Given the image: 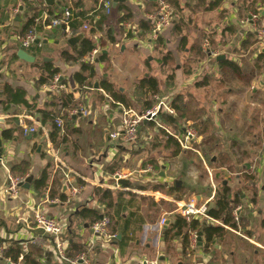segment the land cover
<instances>
[{"label":"crops","instance_id":"obj_1","mask_svg":"<svg viewBox=\"0 0 264 264\" xmlns=\"http://www.w3.org/2000/svg\"><path fill=\"white\" fill-rule=\"evenodd\" d=\"M103 1L66 0V3L71 6L80 3L85 12L92 13ZM197 1L177 0L179 11L173 9L176 14L173 24L162 30L156 40L141 28L143 23H150L148 17L156 11L154 0H125L115 7L111 1V12L105 15L101 31L91 33L80 28L77 32L89 38L107 56L103 62L98 58L94 60L95 74L88 80L89 86L81 87L74 81V75L81 72L80 64L62 58L63 51H71L72 46L67 41L74 36L44 27L40 33L35 32L40 42L24 49L21 39L33 11L23 0H0V91L5 86L22 90L25 100L33 107L32 112L23 105H10L7 111L0 108L3 145L0 263L14 264L2 257L14 242L22 246L24 254L30 251L28 242L40 235L33 220L35 208L40 207L44 214L58 221L65 244H78L94 264H147L150 261L158 264H264V57L259 56L264 54V47L255 31L264 27V0H221L212 10L195 8ZM244 2L258 9L255 22L250 20V13L245 16L240 10ZM122 6L131 13V18L123 24L120 20L125 12L119 9ZM179 19L182 32L174 34L173 26ZM106 30L111 31L117 41L115 44L108 42ZM128 32L130 38H126ZM160 38L161 43H158ZM206 38L215 56L203 54L202 44ZM19 50L26 51L34 62L19 60ZM167 54L170 57L165 60ZM221 56L223 58L218 60ZM225 62L238 68L239 77ZM47 63L59 70V80L65 82L63 92L72 94L74 105L86 111V115L63 119L56 144L49 137L51 125L42 124L36 112L51 111L52 95H56L50 90V84H38L42 67ZM147 77L155 78L159 86L152 104L162 101L170 105L179 98L181 105L187 108L189 119L179 118L175 126L162 123L158 117L154 121L158 126L142 122L135 144L126 143L121 135L111 138L114 133L121 134L125 111L143 113L147 110L145 104L150 98L137 87L139 81ZM104 80L126 104H120L104 91L101 87ZM5 100L6 96L0 98V101ZM171 109L173 113L169 115L176 117L175 110ZM24 126L35 131L25 134ZM187 127L198 134L201 127L205 128L217 138V151L208 162L203 157L204 152H198L201 147L195 146L194 153L180 148L177 156H172L165 147L162 131L178 136ZM7 130L16 132L13 139L2 138V132ZM203 139L199 137L200 144ZM181 155H190L194 161H199L201 180L207 178L204 184L208 186L211 180L209 188L201 189L200 193L195 190L192 178L195 162L180 159ZM22 162L28 163V176L33 181L50 165L48 186L43 192L34 191L32 181L29 190L20 189L16 196L5 193L10 168ZM148 167L151 172L147 171ZM65 168L71 172L78 189L73 196L60 178ZM118 171L130 174L127 179H121L127 180L128 186L116 187L112 175ZM178 175H186L185 180L177 178ZM56 179H60L61 189L54 185ZM217 179L227 185L232 194L240 195L241 218L244 231L249 234L239 231L241 236H238L225 230L222 239L206 247L200 230L201 245L198 238L192 244L191 233L185 250L183 236L165 238L164 231L174 216L179 215V207L190 202L209 207L213 204L214 198H210L215 183L219 185ZM173 185L183 190L178 192L172 189ZM154 187L159 188L154 190ZM53 189L57 196L50 200ZM107 190L112 194L110 207H106L101 195ZM61 193L67 196L64 202L58 197ZM82 209L97 211L101 217L111 215L114 223L118 221L122 226L124 221L128 227L124 234H117L120 235L117 241L106 243L93 234L90 221L79 216ZM117 218L119 220H115ZM195 220L213 225L204 219ZM38 247L49 253L53 264H57L51 240ZM22 259L21 255L17 264H22Z\"/></svg>","mask_w":264,"mask_h":264},{"label":"trees","instance_id":"obj_2","mask_svg":"<svg viewBox=\"0 0 264 264\" xmlns=\"http://www.w3.org/2000/svg\"><path fill=\"white\" fill-rule=\"evenodd\" d=\"M26 4V6L33 11V14L31 18L27 21L23 37L28 31H34L36 33H40L44 27H46L50 21V19L53 18H61L63 11L66 9L70 12V19L68 23V28L70 29V32L73 36L77 35L78 30L82 28V26L87 23L90 26V32L95 33L96 31H101L102 26L104 24V21H106V16L102 11V8L99 7V9L92 13H87L82 9V6L80 3H75L74 5H68L66 3V0H58L57 4L55 5V9L48 8L44 5L43 0H23ZM173 9L179 11V6L177 0H166ZM221 4V0H198L195 4V8L197 9H203V10H212L217 8ZM121 12H125V15L121 18L120 22L123 24V22H126L128 19L131 18V13L126 7H120L119 8ZM241 11L245 12V16L250 13V15H258L259 11L256 9L253 5L248 3H243V5L240 8ZM240 13V11H239ZM43 14H46L48 18L42 22L41 17ZM175 14V13H174ZM176 15V14H175ZM174 15V16H175ZM178 22V23H177ZM181 19L179 21H176V24L173 26V32L174 34H180L182 32L181 29ZM141 28L145 31H151L152 25L149 23H143ZM60 31L63 32L64 28H59ZM108 42L111 44H115L117 41L112 36V33L110 30H106ZM126 38L131 37V33L128 32ZM206 40H208L206 38ZM158 43H161V38L158 39ZM98 48L93 44V42L89 38H82L78 45L75 47L70 48L71 51H63L62 52V58L71 63H78L81 66V72H78L74 75V81L78 83L81 87L89 86L88 80L93 78L95 71L93 63L90 64L86 61H84V58L87 57L90 53H92L94 50H97ZM100 51V50H99ZM204 55H207L206 53H203ZM259 56L262 58L264 57V54L260 53ZM170 55L167 54L165 57V60L169 58ZM98 58V59H97ZM97 60L99 62H103L107 59V56L103 54L101 51L99 52L97 56ZM225 66L232 70L234 74H236L238 77L240 75L239 70L236 66L229 62H225ZM43 73L41 77L38 80V84L40 85H47L51 84L52 80L55 76L59 75V70L55 68L52 64L47 63L43 65ZM60 85H65L64 81H59ZM101 87L104 89L105 92L112 94L113 97H115V100H118L120 104H126L125 99L120 96L116 95L114 93L113 87L111 84L108 83L107 80H104L101 83ZM137 87L143 92V94L149 96L150 100L145 104V109L148 111L151 109L154 104H152V98L157 94L158 92V82L155 78L147 77L139 81ZM52 95V94H51ZM2 96H6L5 101H0V108L2 111H7L10 105H23L28 109L29 112L33 111V107L27 103L25 100V92L22 90H14L11 89L8 86L3 87V89L0 91V98ZM52 102L50 103L51 111H43V110H37L36 112L40 114L42 118V124H46L48 122L51 125L49 137L53 144H56V139L58 136V133L61 131L59 128L56 127L54 121L56 118L61 117L62 120L66 119L68 117V112H70L72 109L77 108L74 105L73 95L67 94L63 91L57 93L56 95H52ZM182 102L179 100V98H176L175 101H173L170 105L168 104L169 108H173L176 112V117H173L172 115L160 113L157 117L160 118L162 123L170 124L175 126L178 119H184L188 120L189 117L187 108H185L183 105H181ZM172 110V109H171ZM158 126L154 122H151V126ZM199 135L202 136L204 139L202 140L201 144L199 145V148L201 147V151L204 152V154H215L214 152L217 151L215 148V144L217 142V138L209 134V132L202 127L200 129ZM14 133H16L14 130H7L2 132V138L4 140H10L14 138ZM163 139L166 140L165 147L169 148L171 151L172 156H177L180 154L181 149L178 145V143L169 135L166 134L165 131H162ZM198 147V145L196 146ZM195 147V148H196ZM204 150V151H203ZM211 157V156H210ZM50 165H48L40 174V176L35 179L32 183L33 189L36 192H43L47 186L48 181L50 178ZM28 169L29 165L27 162H22L17 165H13L10 168V175L13 177H22L27 178L28 176ZM61 173V172H60ZM62 180V175H61ZM218 180V179H217ZM60 179H56L54 181V185H59V189L62 188V184L60 182ZM219 183V189L216 192V195L213 200V204L209 207L208 210V216L219 222V225H203L201 222L193 219L187 221L185 218L175 215L173 218L172 223L166 228L164 231V237L167 238L169 236L171 237H181L183 236V248L188 247L190 241L189 236L192 233L198 234V232L201 230L205 237V243L206 247H209L211 244L215 242V240H220L223 238L225 232L224 227H228L231 230L234 231H241L245 235L249 234L246 233L245 227L243 225V219L239 218V222L237 223L233 216L232 211L233 209L241 205L240 202V195L237 193L232 194L230 188L227 185H224L222 181L218 180ZM78 184L81 185L80 182ZM177 185V184H176ZM54 186V188H55ZM159 187H154V190H158ZM172 189L180 192L183 190V187H176L175 185L172 186ZM102 199H104L106 207H110V200L112 199V194L110 191H102L101 192ZM57 196L56 191L53 189L50 191L49 199L53 200ZM61 202L66 201L67 196L63 193L58 195ZM243 209V207H242ZM79 216L83 219L89 220L91 225H93L95 222L99 221L101 219V215L97 211L89 210V209H82L79 212ZM103 216H107L110 219V224L113 223V226H110V232L112 234L116 235V239L114 241H117V234L118 233H125V230L128 227V223L123 221V225H118L114 223V218L111 215L105 214ZM115 220H119L118 218ZM130 220V219H129ZM128 220V221H129ZM121 221V220H120ZM122 222V221H121ZM30 251L27 254H24L22 246L18 242H14L11 248H8L4 251L3 258L9 260L10 262L17 264L18 258L22 255V264H53L52 257L49 253L44 251V249L38 247L37 245H31ZM82 253L81 247L72 242L66 244V256L68 258H74L77 255ZM4 264V263H0Z\"/></svg>","mask_w":264,"mask_h":264},{"label":"built area","instance_id":"obj_3","mask_svg":"<svg viewBox=\"0 0 264 264\" xmlns=\"http://www.w3.org/2000/svg\"><path fill=\"white\" fill-rule=\"evenodd\" d=\"M156 2V11L153 15L149 16L148 19L152 24V29L150 31V38L156 40L159 37V34L162 30L168 28L173 24L174 21V11L172 6L166 0H154ZM102 11L105 15H109L111 12V0L103 1L101 5ZM70 12L68 10H64L61 18H53L50 19L48 25L46 26L48 29H59L64 28V32L70 34V29L68 28V23L70 19ZM48 16L43 14L40 18L42 22H44ZM258 19L257 15L250 16V20L255 22ZM128 27L127 25H124ZM129 29V28H128ZM126 29V30H128ZM82 30H90V26L85 23L82 26ZM256 34L261 41L264 47V27L255 28ZM36 39V34L34 31H28L25 36L21 39V46L24 49H28L34 44ZM205 52H209L210 46L209 41H205L202 46ZM99 49L94 50L90 53L87 57L84 58V61L92 64L94 60L97 58L99 54ZM210 55L215 56L212 52ZM65 88L64 86L60 85L59 83V76H55L50 84V90L54 93H59L63 91ZM157 100V98H155ZM166 112L168 114H172V110L169 108L168 104H165L162 101H158L151 109L145 111L143 113H136L132 110H127L123 113L121 124H120V132L112 134L111 138L123 137L124 141L129 144H135L137 141V133L140 125L142 122H154L157 116L162 112ZM77 115H86V111L77 108L72 109L68 113V117L77 116ZM57 128L62 130L63 127V120L61 117H58L54 121ZM21 125H24L23 122H20ZM25 134L33 133L35 130L33 128L25 127L23 128ZM171 136L179 145V147L183 150L195 151V146L198 145L197 140V133L196 131L191 128L187 127L184 129L183 133L178 136L168 134ZM58 166H56V169ZM147 171L151 172V168L148 167ZM61 175L64 181V187L69 195L73 196L78 193V189L75 186V181L73 180L72 174L68 169H62ZM130 174H123L122 172L118 171L112 175V178L115 181L116 187H119L118 181L121 179H127ZM26 178L22 177H13L10 174L7 176V185L5 188V193L8 195L16 196L19 192L20 185L25 182ZM213 195L211 196L210 200H212L216 195V188L213 186ZM209 206L206 204L197 205L194 202L187 203L178 208V214L185 218L187 221L193 219H204L207 223L219 225L218 221L211 219L208 216ZM242 206H236L232 211V216L234 220L238 223L239 218L241 215ZM33 220L36 229L39 230L40 235L33 237L28 244L29 245H43L46 240H51L54 244V254L55 260L57 264H94L87 253H80L74 258H68L66 256V244L62 240V228L58 221L48 217L44 214L40 207H36L34 210ZM165 221L162 220L161 224ZM110 226V219L107 216H102L101 219L95 222L91 226V231L93 234L103 241H114L116 239V235L112 234L109 231ZM225 230L231 231L233 234L241 236L240 232L231 230L228 227H224ZM198 235L196 233L191 234V242L195 244L197 241ZM1 257V255H0ZM147 264H158L157 261H150Z\"/></svg>","mask_w":264,"mask_h":264},{"label":"water","instance_id":"obj_4","mask_svg":"<svg viewBox=\"0 0 264 264\" xmlns=\"http://www.w3.org/2000/svg\"><path fill=\"white\" fill-rule=\"evenodd\" d=\"M56 0H43V2L45 3L46 6L48 7H54V3H55ZM113 2V6L115 7L116 4L118 3H124L125 0H111ZM84 36L82 34H79V35H76L74 37H71L70 39H68L67 43L68 45L74 47L75 45H77L80 40L83 38ZM40 42V37L37 36V38L35 39L34 41V44H38ZM17 57L19 60L23 61V62H26V63H33L34 62V58L32 56H30L26 51L24 50H19L18 53H17ZM223 56L219 57L218 60L222 59ZM60 81V80H59ZM98 87L95 85V89H97ZM146 122V121H144ZM2 148H3V145H2V140H1V136H0V161L2 159ZM163 173H161L162 175ZM32 182V178L31 177H27L25 179V182L20 185V188L23 189V190H29L30 188V184ZM118 184L119 185H123V186H128L129 185V182L127 180H119L118 181ZM179 183H177L178 185ZM201 236H202V233L199 232L198 233V243L199 245H201ZM117 238L119 239L120 238V235L117 236ZM4 264H11V263H8V262H3Z\"/></svg>","mask_w":264,"mask_h":264},{"label":"rangeland","instance_id":"obj_5","mask_svg":"<svg viewBox=\"0 0 264 264\" xmlns=\"http://www.w3.org/2000/svg\"><path fill=\"white\" fill-rule=\"evenodd\" d=\"M193 27H192V25L190 26V29H192ZM189 32V31H188ZM205 41H209V40H204V42H203V44L205 43ZM203 44H202V46H203ZM210 46V45H209ZM211 48V47H210ZM202 50H203V48H202ZM203 52L204 53H206V54H209L210 55V52H211V50H209V52H205L204 50H203ZM197 133V132H196ZM197 142H198V145H200V140H199V134L197 133ZM199 147V146H198ZM198 150V149H197ZM204 151V150H203ZM193 153L195 152V151H192ZM198 152H202L201 150H198ZM193 155V154H192ZM213 155H215V154H212V156ZM190 155H181V157H180V159L181 158H184L185 160H188V162L189 161H194V157H189ZM211 156V154H207L206 155V153L204 154V159L208 162V158ZM205 160H204V162H205ZM195 163H194V172L192 173V178L194 177V184L196 185V191L198 190L199 192L198 193H200L201 192V189L202 190H206L207 188H209L210 187V183H211V180L209 181V186H208V184H204V183H207V178H205L203 181L201 180V176L203 175V173H202V171H201V169L199 168V161L196 159L195 161H194ZM207 162H206V164H207ZM217 165H219V164H217ZM216 165V166H217ZM233 172H236L235 170L234 171H232V174H235V173H233ZM186 175H183V177H181V179H183V180H185V177ZM179 177V175L177 176V178H180ZM212 178V177H211ZM230 178L231 179H233L234 178V175H230ZM213 180V179H212ZM214 181V180H213ZM207 185V186H206ZM215 185H216V190L218 191V189H219V185L218 184H216L215 183ZM212 189V188H211ZM104 242H106V243H110V241H104Z\"/></svg>","mask_w":264,"mask_h":264}]
</instances>
